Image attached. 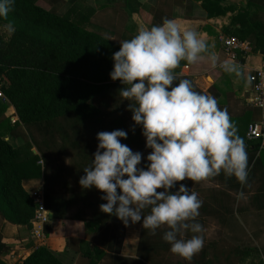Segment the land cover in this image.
I'll return each mask as SVG.
<instances>
[{
    "label": "trees",
    "instance_id": "trees-1",
    "mask_svg": "<svg viewBox=\"0 0 264 264\" xmlns=\"http://www.w3.org/2000/svg\"><path fill=\"white\" fill-rule=\"evenodd\" d=\"M97 1L15 0L8 16L15 33L10 38L0 35V89L5 96L0 99V219L30 229L35 211L30 192L42 183L45 207L53 214L45 234L65 237L62 250L45 244L34 246L16 264H212L208 256L211 244L214 258L241 259L254 248L225 252L223 239L218 243L204 236L211 221L205 217L209 215H221L215 222L223 228L228 215L264 211V146L258 138H247L248 127L256 120L255 110H260L243 99L240 102L233 93V103H218L227 109L246 145L247 183L241 185L223 173L201 182H178L177 188L180 183L186 185L202 201L196 222L202 225L199 235L204 245L190 262L170 252V245L162 239L164 229L150 235L142 222L125 227L116 216L100 210L106 203L100 198L104 193L79 185L85 175L83 168L96 151L98 132L122 129L128 133L122 144L143 157L151 151L145 147L142 127L131 119L128 101L121 100L119 89L123 85L109 76L119 43L137 34L135 23L128 21L131 5L128 0L96 5ZM63 2L65 9L60 13ZM136 6L149 28L162 24L165 18L210 19L231 12L223 33L249 42L254 52H264V0H136ZM106 10L114 13L110 24L115 28L114 37L87 28L93 15ZM119 16L124 20L118 21ZM6 22L0 19V24ZM203 29L219 38L210 25ZM243 53L236 51L237 56ZM206 58L200 61L208 64ZM185 64L189 72L180 74ZM197 64L181 61L174 70L178 77L175 83L188 79L195 91L206 94L194 82L195 74L202 72ZM7 105L15 110L14 122L4 115ZM146 163L142 159L138 167ZM243 195L248 198L245 203L238 200ZM191 235L187 233L186 238ZM130 236L134 256L122 253L124 245L129 247ZM9 251L0 234V264H5L1 256Z\"/></svg>",
    "mask_w": 264,
    "mask_h": 264
},
{
    "label": "clouds",
    "instance_id": "clouds-1",
    "mask_svg": "<svg viewBox=\"0 0 264 264\" xmlns=\"http://www.w3.org/2000/svg\"><path fill=\"white\" fill-rule=\"evenodd\" d=\"M14 3L0 0V19L7 21L0 31L9 38L15 33L8 21ZM119 44L109 76L123 85L121 100L128 101L131 119L142 127L145 147L151 151L143 157L122 144L128 136L122 129L98 132L96 151L78 183L104 193L100 198L106 203L100 210L125 227L142 222L150 235L164 229L162 239L170 252L190 262L204 245L202 225L196 222L202 201L186 185L177 188L178 182H201L223 173L245 185L248 155L227 109H221L213 95L195 91L190 80L175 83L174 70L181 61L194 64L205 54L213 68L237 77L241 67L233 60L220 61L195 30L181 31L167 18L160 25L142 26ZM142 159L147 163L138 167ZM187 233H192L190 238Z\"/></svg>",
    "mask_w": 264,
    "mask_h": 264
},
{
    "label": "crops",
    "instance_id": "crops-1",
    "mask_svg": "<svg viewBox=\"0 0 264 264\" xmlns=\"http://www.w3.org/2000/svg\"><path fill=\"white\" fill-rule=\"evenodd\" d=\"M109 0H106V2ZM131 5V14L128 15V21H133L139 28L148 27L145 22H140L137 19L140 17L137 15L136 0H128ZM231 12H227L224 16H218L210 19H197V18H169L174 20L181 28V31L195 30L201 38L205 39L210 47V51H214L218 54L220 61L225 59L233 60L238 63L241 67V76L237 77L235 74H229L224 72L219 66L213 68L208 62L203 64L200 60L197 62L198 68H202V72H198L194 76V82L206 94H211L218 100L219 103L232 102L233 99L230 97V93H233L234 97L240 99V102L245 100L248 102L250 96L251 83L249 81V75L256 69L261 68L264 65V52L262 50L252 51L243 53V56H236L231 58L228 56L223 44L219 38L208 34L203 29V26L208 24L218 34H223L222 28L228 24ZM205 56H207L205 54ZM207 59V58H206ZM242 59V60H241ZM208 60V59H207ZM187 64L180 67V74H188L189 66ZM207 76V77H206ZM208 78V82L205 80ZM243 99V100H242ZM230 100V101H229ZM253 119H257L260 116V111L255 110ZM213 186H217L215 183H211ZM247 195H243L238 200L245 203ZM221 215H209L205 218L211 221H215L220 218ZM227 223L222 230V235H226V241L222 244L225 252L231 250V248L242 249L244 252L247 247H253L245 256H242L239 260L233 258L228 261L223 255L217 259L213 257L214 245L208 249V256L212 260V264H219L220 261L227 262V264H264V211H245L243 213H234L228 215ZM31 229V228H30ZM30 229L26 226H19L12 224L6 220L0 219V234L2 236V242L5 243L10 251L1 256V260L5 264H16L23 257L27 256L34 248L35 242L31 238ZM238 236V237H236ZM217 241L216 239H214ZM52 249L62 250L65 246V237L63 236H50L47 237L46 243ZM129 247L124 245L122 253L127 256H134V245L133 242L129 243ZM218 246V245H216ZM242 252V253H243ZM199 256V255H198ZM230 262V263H229Z\"/></svg>",
    "mask_w": 264,
    "mask_h": 264
},
{
    "label": "built area",
    "instance_id": "built-area-1",
    "mask_svg": "<svg viewBox=\"0 0 264 264\" xmlns=\"http://www.w3.org/2000/svg\"><path fill=\"white\" fill-rule=\"evenodd\" d=\"M219 40L223 44L228 56L234 58L236 51H242L247 53L251 50L249 42L240 40L236 36L232 35H219ZM186 68L188 66H185ZM249 81L251 83L250 96L248 97V103L260 110V116L253 121L247 130V138L260 139L261 145L264 146V65L254 70L249 75ZM0 98L4 100L5 96L0 89ZM11 115V121L17 120V116ZM41 162V161H40ZM31 197L35 203V211L31 220L30 234L32 240L35 242V246L41 245L47 239L45 234L46 225L49 223L48 212L45 207L44 190L42 183L38 188L30 192Z\"/></svg>",
    "mask_w": 264,
    "mask_h": 264
},
{
    "label": "rangeland",
    "instance_id": "rangeland-1",
    "mask_svg": "<svg viewBox=\"0 0 264 264\" xmlns=\"http://www.w3.org/2000/svg\"><path fill=\"white\" fill-rule=\"evenodd\" d=\"M46 1L49 2V0H46ZM160 1L163 2V0H160ZM241 1L242 0H226V2H228V3L229 2H241ZM95 2H96V0H95ZM102 2L104 3V2H106V0H98L96 5H99ZM109 2H110V0H109ZM147 2H148V0H147ZM160 5H163V4L160 3ZM64 9H65V3L63 2V5L58 9V12L61 13ZM122 9L127 14L126 9L124 7ZM120 11H122V10L120 9ZM139 11L136 10L137 15L140 16L137 20L143 23L144 20L142 19L141 12H139ZM112 16H114V13L111 10H108V12L106 10L104 12L97 13L96 15H93L91 17V24L87 28H89L90 30H95L97 32H100L101 34H104L105 36L114 37L113 35H114L115 28L113 26H111L112 22H114V20H112ZM121 20L123 21L124 18L123 17L120 18V16H119L118 21L121 22ZM129 23H131V21H129ZM0 25H2V24H0ZM136 28L137 27L135 25V29ZM0 35H2L4 38L7 37V35L5 33H3L2 31H0ZM205 80L207 81L208 78ZM0 99H2V98H0ZM13 111H15L14 108L11 105H7L5 108L4 115L11 118V115H14V114H12ZM10 121H11V119H10ZM131 227H132L131 229H135L134 226H131ZM131 233L135 235L136 232L135 233L131 232ZM204 236L206 237V239H213V240L216 239L218 243L221 242L222 239H223V241H226V237H227L226 235H224V236L222 235L221 227L215 221H210L208 223L207 228L204 231ZM236 237H238V236H236ZM132 240H133V236H130V242L129 243H131ZM44 243H46V240L44 241Z\"/></svg>",
    "mask_w": 264,
    "mask_h": 264
},
{
    "label": "water",
    "instance_id": "water-1",
    "mask_svg": "<svg viewBox=\"0 0 264 264\" xmlns=\"http://www.w3.org/2000/svg\"><path fill=\"white\" fill-rule=\"evenodd\" d=\"M52 216H53L52 212H51V211H49V212H48V218H49V221H51V219H52Z\"/></svg>",
    "mask_w": 264,
    "mask_h": 264
}]
</instances>
